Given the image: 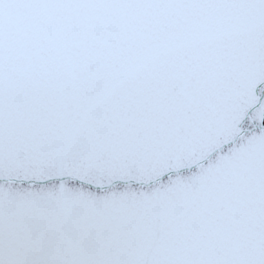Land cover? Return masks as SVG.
I'll return each mask as SVG.
<instances>
[{
	"label": "snow or ice",
	"instance_id": "6c2138e0",
	"mask_svg": "<svg viewBox=\"0 0 264 264\" xmlns=\"http://www.w3.org/2000/svg\"><path fill=\"white\" fill-rule=\"evenodd\" d=\"M0 264H264V0H0Z\"/></svg>",
	"mask_w": 264,
	"mask_h": 264
}]
</instances>
